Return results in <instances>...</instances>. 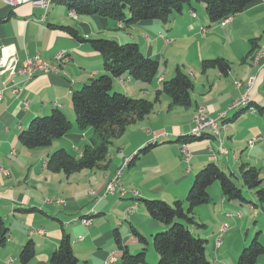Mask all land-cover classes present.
<instances>
[{"label": "crops", "instance_id": "crops-1", "mask_svg": "<svg viewBox=\"0 0 264 264\" xmlns=\"http://www.w3.org/2000/svg\"><path fill=\"white\" fill-rule=\"evenodd\" d=\"M191 3L196 8L194 16L191 9L185 8L167 23L142 20L118 26L112 18L99 14L76 13L72 16L62 1L50 3L43 13L30 3L10 7L0 0V48L11 46L18 61L39 55L61 71L39 72L31 79L24 76L11 78L9 84L12 82L23 87L18 96L11 87L5 88L3 77H0L3 94L0 99V169L7 171H0V216L9 228L6 244H0V264H21L18 252L28 240H33L36 253L26 264H47L63 233L69 235L79 264H122L120 249L114 241V229L119 231L122 244L134 253L140 247L132 229L151 241L155 232L164 228L148 215L140 199L160 198L170 203L176 199L184 200L195 172L211 161L230 173H236L241 162L262 170L264 114L257 110L249 111L246 106L230 110L227 121V116L224 120L226 127L218 137L186 142L180 141L179 137L190 132L198 106H204L206 114L213 117L240 97L250 80L253 85L249 90L248 104L264 106V56L255 59L257 51L264 48V0H257L227 21L211 26L204 7L193 0ZM63 25L73 26L86 39L107 37L119 43L137 42L146 56L159 62L158 73L152 81L156 89L180 67L165 55L167 45H172V41L180 36H197L202 45L192 66L180 67L194 83L190 106H170L167 96L161 95L150 114L130 123L125 132L114 139L108 160L101 163L102 166L69 176L51 171L45 162L54 149H67V144L80 152L82 149L74 147L79 137L82 142H88L85 140L91 136L90 129L80 131L74 122L71 93L105 71L102 54L93 50L88 41L75 39L60 27ZM139 26L150 34L138 36L133 29ZM217 30L219 32L215 34ZM244 40L250 41L251 45L246 47ZM60 51H65L68 56L63 63L55 59V54ZM215 57L228 60L230 69L227 74L216 68L202 69L203 60ZM237 81L239 86L234 83ZM123 82H129L128 86ZM136 88L143 93H136ZM113 89L131 97H146L143 95L148 93L142 91L140 81L125 75L114 79ZM23 101L27 102L26 105ZM157 103L160 104L156 106ZM55 107L71 121L70 131L46 147L22 145L19 133L29 121L35 116L48 114ZM254 136L260 139L252 144L250 139ZM219 138L227 148L226 155L216 148ZM153 142L156 143L147 152H138ZM238 156L243 159L239 163ZM127 158L130 161L120 180L124 186L129 184L131 189L123 196L112 194L95 200L89 192H101ZM124 172L125 179L122 178ZM209 193L211 201L204 205L206 210L215 213L217 228L209 230L199 213L201 210L194 209V215L205 224L200 234L208 240L215 239L222 224L239 219L226 210L228 205L237 204L224 199L217 183L209 188ZM219 203L224 212L222 216L217 211ZM133 205L135 208L128 211ZM84 217L90 218L89 225L82 224ZM10 228L20 229L21 236L11 235ZM37 229L42 233H37ZM238 252L239 249L236 254ZM230 262L233 264L232 259ZM141 264H157L155 252L151 250Z\"/></svg>", "mask_w": 264, "mask_h": 264}, {"label": "trees", "instance_id": "trees-1", "mask_svg": "<svg viewBox=\"0 0 264 264\" xmlns=\"http://www.w3.org/2000/svg\"><path fill=\"white\" fill-rule=\"evenodd\" d=\"M57 1L65 2L69 9L72 8L78 14H99L125 25H132L142 20L167 23L174 14L182 13L185 8L191 9L194 14L196 12L191 0ZM255 1L257 0H194L196 4L204 7L209 26L222 23ZM60 27L78 41H88L93 50L100 52L105 72L72 91L71 106L75 117L74 122L80 131L89 128L91 136L79 153H71L65 147L54 149L45 162L46 167L51 171L62 172L69 176L84 169L102 166L101 163L108 160V151L114 139L121 136L130 123L150 114L155 103L160 101L161 95L167 96L170 106L188 107L191 105V92L194 84L180 67H177L174 75L164 80L155 90L153 99L131 97L113 89L114 79L125 75L141 83L152 82L158 72V60L146 56L135 41L119 43L107 37L86 39L71 25ZM207 68H216L221 73L227 74L230 63L223 57L205 59L202 61V69ZM249 105L264 114V106ZM249 105L246 107L248 108ZM227 119L228 116L226 121ZM70 128L71 121L66 114L60 108L55 107L46 115L33 117L28 126L19 133L18 138L20 143L27 148L46 147L54 139L68 133ZM209 137L213 136L207 133L194 136L190 130L188 134L181 135L179 139L186 142ZM155 143L141 147L138 152L141 154L147 152ZM237 174L226 172L211 161L195 172L184 200L176 199L170 203L160 198L140 199L148 215L164 227L153 235L157 264H214L206 255L208 237L200 234L205 224L194 215V209L211 201L209 188L215 183L218 184L226 201H246L241 189L236 186L232 178L235 176L243 186L254 190L255 198L261 203L264 211V178L260 177L259 169L247 162H241ZM222 225H226V230L227 223ZM221 226L214 239L216 249L221 246V242L219 246L215 245L216 238H220L225 231L221 230ZM255 231V236L247 245L250 236ZM113 232L114 241L120 249L122 264H141L146 261L148 244L146 236L132 229L134 238L140 247L133 253L122 244L119 231L114 229ZM249 232H251L250 235ZM260 233L261 231H257L254 223L246 229V242L241 251L239 250L235 264H257L259 257L264 254V246L258 238ZM8 237L9 228L0 216V244H6ZM35 253L33 240H28L18 254L19 262L28 263ZM214 262L218 263L216 259ZM47 264H79L67 233L62 234Z\"/></svg>", "mask_w": 264, "mask_h": 264}, {"label": "rangeland", "instance_id": "rangeland-1", "mask_svg": "<svg viewBox=\"0 0 264 264\" xmlns=\"http://www.w3.org/2000/svg\"><path fill=\"white\" fill-rule=\"evenodd\" d=\"M55 1H57V0H55ZM53 2L54 1H52L51 3H53ZM193 2H194V0H193ZM145 29L146 28L139 26V27H134L133 31H135L138 36L139 35L142 36L143 34L149 35L150 33L146 32ZM200 29H199V31H200ZM217 32H219V31L218 30L215 31V34ZM199 41H200V39L197 36H194V37L180 36V38H176L175 40L172 41L173 42L172 45L166 46L165 55L169 58V61L172 60L173 62L178 63V65L181 68H182V65L192 66L193 61H194L193 58L196 54H198L200 52L199 48L202 46ZM244 42L246 44V47L251 45L250 41L244 40ZM227 47L228 46H226V48ZM239 47H240V50L243 51L242 47L240 45H239ZM244 50L247 51L248 49L244 48ZM244 53L246 54V52H244ZM163 65H164V61L162 60L161 66H163ZM234 83L236 84V82H234ZM123 84H126L128 86L129 82H123ZM140 84L142 85V88H143L142 91L148 92L146 95L144 94L143 96H146L149 99H153V97L155 95V90H156L155 82H148V83L147 82H145V83L140 82ZM135 91H136V93H141V94L143 93L137 88L135 89ZM159 104L160 103H157L156 106ZM156 109H159V108L157 107ZM252 139H254V138H251L250 140H252ZM85 141H88V140L86 139ZM84 143H86V142H82V138L79 137V138H77V141L74 142V145L75 144L77 145L74 147H78L81 150L83 145H85ZM71 144H72V142H71ZM248 144L250 145L249 142H248ZM67 146L69 147V148H67L68 151H70L72 153L74 150L73 147L70 146L69 144H67ZM74 151L75 152H73V153H79L76 150H74ZM240 157H243V155ZM127 159L130 161V158H127ZM237 160H239L238 161V163H239L243 159H240L238 156ZM129 161H128V163H129ZM123 163L120 167L125 168L127 165L123 166ZM238 163H237V166H238ZM237 166H236V168H237ZM237 172H238V169L236 171V174H237ZM259 175H260V177L264 178V167L262 168V170L259 168ZM125 176H126V172H124V174L122 175V178L125 179L126 178ZM232 178H233L236 186L241 189L243 197L245 198L246 201H242V202L241 201L240 202L239 201H233V202H236L237 205H234V206L228 205V209H226V210L229 211V213L234 218H239V219L236 222H233V221L227 222L228 228H227L226 232L220 237L221 246L216 249L214 246V238H211L208 240L209 242H207L206 255H207L208 259L214 264H220V263L221 264H230L231 263L230 259H232L233 264L236 263L237 257L239 254V253L236 254V250L239 249L241 251V249L244 247L245 244L243 242L245 240V231L247 228L250 227V225L253 226V223H254L255 227L257 228V231H261V233L259 234L260 237H258V238L264 246V211L261 208V205H260L261 203L255 198L253 189H250V188L243 186L241 181L238 180L235 176H233ZM65 186H66V184L62 185L61 190L64 189ZM124 187L126 190L131 189V186L129 184H125ZM116 198H118V196ZM196 209L201 210L199 213L202 215V217H204V221L206 222L209 230H213V229L217 228L218 223L216 222L217 218L215 216V213L213 214V212H210V210H206L205 205L197 206ZM217 211H218V215L221 213L220 216H222V213H224L223 208H222L220 203L218 204ZM113 215H115V214H113ZM234 215L237 217H235ZM10 230H11V232H10L11 235L14 234L16 237L18 235L21 236V230L20 229H15V228L11 229L10 228ZM250 233L251 232H249V235H250ZM255 234H256V231L254 232V234H252L250 236L251 238L249 239L247 245L250 243L251 239L255 236ZM245 242H246V240H245ZM35 250H36V246H35ZM151 250H152V252H154L153 237H152L151 241H148V244L146 247V256L148 254H150ZM214 259H216L219 262L218 263L214 262ZM91 260L94 261L95 258L91 257ZM261 262L264 264V254L259 257L257 264H260Z\"/></svg>", "mask_w": 264, "mask_h": 264}, {"label": "built area", "instance_id": "built-area-1", "mask_svg": "<svg viewBox=\"0 0 264 264\" xmlns=\"http://www.w3.org/2000/svg\"><path fill=\"white\" fill-rule=\"evenodd\" d=\"M10 7H15L17 5L23 4V3H30L32 6L38 7L42 9L44 13V0H2ZM69 13L72 16H76L75 10L72 8L69 9ZM195 14L193 13L192 16ZM43 18V17H42ZM41 18V19H42ZM229 18L225 19L223 22L227 21ZM122 23H118V26H122ZM261 56H264V49L263 52H261ZM260 56V57H261ZM56 57V55H55ZM43 72V73H61V71H58L56 67H50L49 62L41 58L39 55L34 56H27L22 61H18L16 52L11 48V46H3L0 48V77H3L2 82L4 83L5 88L11 87V90L13 93H15V96H18L22 91V85H17L15 83L9 84L8 80H10L13 77L16 76H24L26 79L33 78L37 73ZM236 85L239 86L240 82H236ZM253 85V80H250L248 82L247 88L245 92L238 98L233 99L225 109L218 112L215 116L211 117L206 114V110L204 106L197 107L199 109V117L193 118V126L191 128V131L196 130H203V129H210L212 130V136H220L221 131H215V119L223 114H226V112H229L231 108L239 105V101L243 98H249V90L251 89ZM3 97L2 91H0V99ZM24 105H26V101H23ZM253 109H249V111H253ZM226 127V126H225ZM259 136H254V140H252V144L259 140ZM211 150V146H208ZM217 150L221 153L226 155L227 151H222V143L221 138L218 139ZM128 159H126L123 163V166L127 165ZM123 167H120L116 170L114 176L108 180L107 187L103 188L101 192H97L95 190H91L89 193L94 197L95 200H100L101 198H104L106 196L112 195V194H126L127 190L125 189L123 183L120 180V176L123 171ZM0 171L7 173L6 170L0 169ZM135 208V206H131L128 211H132ZM240 216V215H239ZM90 223H85L84 225H89ZM226 225L221 226V230H225ZM37 233L41 234L42 230H36ZM81 239V238H80ZM220 238L217 237L215 241V245L219 246Z\"/></svg>", "mask_w": 264, "mask_h": 264}, {"label": "bare ground", "instance_id": "bare-ground-1", "mask_svg": "<svg viewBox=\"0 0 264 264\" xmlns=\"http://www.w3.org/2000/svg\"><path fill=\"white\" fill-rule=\"evenodd\" d=\"M52 1H55V0H44V10H45V11L49 8V5H50V3H51ZM263 49H264V48H263ZM263 49L260 50V51H257V53H256V55H255V59H256V60H258V58L261 56V52H263ZM55 55H56L55 59H56V61L59 62V63H63V62H65V61L68 59L67 53H66L65 51H60V52H58V53L55 54ZM49 66H50V67H56V68H57L56 65L51 64V63H49ZM57 69H58V68H57ZM58 71H59V69H58ZM248 103H249V98H243L242 100L239 101V105H237V106L231 108V110H232V109H237V108L239 109V108H241V107H243V106H248V105H249ZM198 107H200V106H198ZM248 109H253V107L249 105ZM229 112H230V111H229ZM227 114H228V112H226V114H223V115H221V116H219V117H217V118L215 119V131H222V129L225 128V127H224V124H225V121H224V120H225ZM194 117H199V109H198V108L196 109V114H195ZM191 133H192L194 136H200V135H202L203 133H207V134H211V135H212V130H210V129H203V130L191 131ZM252 140H254V139H252ZM252 140H250V142H251ZM221 143H222V151H227V148L224 146L223 139H221ZM107 183H108V182H107ZM107 183H106L105 187H107ZM123 195H124V194H122V196H123ZM120 196H121V194H120ZM77 219H78V218H77ZM81 222H82V224H85V223H91V220H90V218H85V217H84V218L81 219ZM219 245H220V243H219Z\"/></svg>", "mask_w": 264, "mask_h": 264}]
</instances>
